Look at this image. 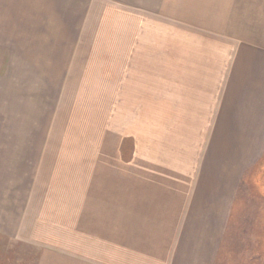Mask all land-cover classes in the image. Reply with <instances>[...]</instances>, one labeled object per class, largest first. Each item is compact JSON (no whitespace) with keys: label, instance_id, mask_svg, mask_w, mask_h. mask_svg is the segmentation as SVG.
I'll use <instances>...</instances> for the list:
<instances>
[{"label":"crops","instance_id":"obj_1","mask_svg":"<svg viewBox=\"0 0 264 264\" xmlns=\"http://www.w3.org/2000/svg\"><path fill=\"white\" fill-rule=\"evenodd\" d=\"M115 2H128L130 8L137 2L142 8L149 3L0 0V239L3 241H31L32 237L27 236L29 229L34 231L40 224L53 222L54 215L42 214L30 222L27 213L32 203H43L45 199L38 177L49 157L66 163L68 172L72 168L78 175L86 171L85 162L91 158L82 151L84 138L91 131L89 125H85L88 130L84 133V128L79 127L83 129L78 133L82 141L75 142L73 138L67 142L69 137L55 139L54 152H48L60 118L67 119L69 114L70 121L72 117L82 119L80 112L85 105L92 110L91 98L97 95L102 94L100 104L104 109V98L112 97L111 104L123 111L124 98L136 96L134 88L132 93L127 92L136 58H128L129 50L125 63L132 67L126 69V76H121L115 87L108 89L100 83L109 77L98 80L95 76L110 62L108 53L113 41H118L116 36L124 43L132 24L127 14L118 17L120 23L116 24L113 14L126 9L129 13L133 11ZM132 31L130 46L137 54L140 45L135 38L139 30L132 28ZM250 33L248 29L243 41L221 58V80L217 52L212 53L215 59L206 62L197 56L196 46L191 45L179 51L178 62H173L169 71L158 74L162 84L150 90L154 97L162 96L163 107L174 114L166 127L171 134H177L175 129L178 133L186 129V134L195 130L181 141L185 148L180 157L186 163L184 170L178 171L175 164L171 169V160L177 163V159L172 158L170 148L160 156L165 157L166 170L149 165L148 162L159 157L156 154L134 150L131 168L126 170L124 179L123 171L119 173L114 168L111 174L106 168L107 146L97 154L100 168L90 172L89 176L95 174L93 178L85 176L91 178L88 185L94 192L103 185L114 187V240L130 241L126 259L123 254L114 256V262L109 259V264H217L231 220L245 223L255 208L237 196L245 183L243 179L258 196L259 209H264V195L258 192L255 181L258 168L264 170V43H250L249 39L254 38ZM214 48L217 50L218 41L214 42ZM117 57L112 56L114 60ZM175 64L178 68L172 67ZM103 74L107 76L108 70ZM175 76L183 86L176 90L166 88L163 83L170 78L176 80ZM114 78L108 81L112 83ZM152 79H156L154 74ZM185 80L187 88L183 89ZM122 110L115 112L116 122ZM177 115L179 122L172 125ZM181 134L185 136L184 131ZM112 135L104 133V142L111 143ZM162 142H166L165 138ZM51 166L55 172L63 167L60 163ZM107 174L114 176L113 183H106L108 178L102 182ZM67 176L66 173L61 177ZM127 184L130 196L124 197L121 193ZM83 186L78 185L80 189ZM45 208H50V204ZM86 214L77 220H66L71 226L77 222L79 231L73 236L67 229V241H73L71 246L66 244L64 249L68 252L64 250L61 257L67 258V264H107L108 258L93 256L81 243L88 235L86 225L90 224ZM255 224H264V216ZM98 235L100 241L107 239L102 233ZM114 247L123 249L122 244L115 243ZM46 249L43 245L34 249L39 251L34 257L36 260L40 257V264L44 262ZM80 249L82 254L76 253ZM92 256L94 261L90 263Z\"/></svg>","mask_w":264,"mask_h":264},{"label":"rangeland","instance_id":"obj_2","mask_svg":"<svg viewBox=\"0 0 264 264\" xmlns=\"http://www.w3.org/2000/svg\"><path fill=\"white\" fill-rule=\"evenodd\" d=\"M104 1L114 2L115 0ZM148 1L149 3H145L143 8L140 2H137L133 8L127 6L128 2H115V4L128 7L133 11V13H129L127 12L128 9H126L118 12V14H113L117 25L120 23L117 19L118 17L125 14L131 16L130 20L132 24L130 25L129 35L126 36L124 43L123 40L119 41L120 38L116 36L118 41H113V46L108 53L110 62L107 67L103 68L98 74H95L98 80L102 78H106L107 80L108 77H115L112 83L108 81L109 78L107 81L100 82L105 84V88L112 85L115 87L119 78L126 76V69L130 70L132 67V65L127 66V63H125L127 51L129 50L130 55L128 58L133 60L136 58L133 64V72L129 75L133 77L129 81V85L131 82L132 86L130 85L127 88V92L132 93V88H134L135 92L133 90V93L136 96L133 99L130 97L124 98V111L122 108H118L123 112L121 111L117 122L114 119V114L116 111L118 113V109L111 104L113 101L112 97L104 98L106 100V107L104 109L102 104H100L101 99H103L101 98L102 94L91 98L92 110L89 107L87 109L85 105L84 111L80 112V114H83L82 119L72 117V121H70L68 119L69 114H63L67 115V119L65 117L60 118L59 127L53 130L50 144L48 145L50 151L48 152H54L53 149L56 147L54 144L55 139L61 140L69 137L67 138V142L73 141V138L75 142L77 140L82 141V136H78V133H82L83 129L79 127L84 128V133L88 130L85 128V125H89L91 131L88 130L89 134L84 138L85 146L82 151L89 154L91 158L90 161L85 162L86 171L82 175H78L79 173L72 168L70 171L74 173L72 175L66 171V163L54 161L52 157L47 159L44 171L38 177L40 187L43 186V190H45L43 192L45 199L43 203L39 201L32 203L27 213L30 222L34 221V218L39 214H42V216L54 215V220L49 224H40L34 231L29 229L27 236L32 237L33 240L31 241H3L0 239V264H40V257L37 260L34 257L37 256L39 251L34 249H38L42 245L48 248L43 258V264H67V258L61 257V254L67 251L64 249L66 244L71 246L73 241V239L67 241L69 239L67 229L69 228L70 233L74 236L76 231H79V227L77 222L71 226L66 223V220H77V218L84 213L86 214V212H88L90 224L86 225L88 229L86 233L88 235L81 242L86 246V250L91 251L94 254L93 256L97 258L98 255H104L108 258L107 264H109V259L113 263L114 256H122L121 254H123L122 258L126 259L125 256L129 253L128 246L130 241L120 242L119 240H114L116 232L113 224L115 216L114 187L103 185L94 192L88 185L91 183L88 181L91 179L89 177L93 178L95 175L91 174L92 176H89L90 172L99 170L100 168L99 157H96L97 154L104 151V145L107 146V153H104L108 154L105 160V162L107 161L106 168L110 169L109 172L111 174H114V168L119 173L123 171L124 179L126 170L131 168V154L134 150L139 151L140 154H156L159 157H156L157 160L148 162L149 165H152V168L166 170L165 157L160 156H164V152H168L170 148L171 153H174L172 158L176 157L177 159V163L171 160V169L175 164L178 171L180 169L184 170L186 163L180 157L185 152V148L181 145V141L190 133L193 134L195 130L190 129L188 130V134H186V129L180 130L179 133L175 129L173 130L174 134H177L173 135L166 128L169 120H171L170 116L173 118L174 114L168 111L169 108L163 107L162 96L154 97L150 92L158 83L162 84V81L159 82L157 79L158 74L169 71L171 64L175 61L178 62L179 51L181 52L184 47L192 45V48L196 46L197 56L202 57V60H206V62L214 57L212 53L217 52L221 63L219 66V70H221L219 77L221 80L223 77L221 58L226 57L227 51L229 54L230 48H233L235 44L243 41V35H246L245 32L248 29L252 32L250 35L254 37L249 39L250 43H264V0ZM106 25H109L108 20L106 21ZM132 28L133 30H139L136 38L134 37L135 39H139L140 47L137 54L135 53L136 49L130 46L133 40ZM114 33L117 34V31ZM244 40L248 41L247 39ZM216 41H218L217 50L214 48V42ZM113 55L118 57L114 60L112 58ZM175 58L177 59L175 60ZM176 65H172V67L178 68ZM136 68L138 73H136ZM106 69L108 70L107 76L103 74ZM152 74L155 75L156 79H152ZM187 75L188 73H186V78ZM134 77L137 80H134ZM173 82H175L174 87ZM184 83L185 87L183 89H186V80ZM163 84L171 90L174 88L176 90L179 86H183L177 78L176 80L167 79ZM64 109H66V105H64ZM176 120V122H172V119L171 124L174 125L179 122L178 115ZM182 131L185 132V136H183L184 133L181 134ZM110 132L114 135H112V142L107 144L104 142L102 136L104 133H106V136H109ZM164 138L166 142H162V145L161 141ZM154 140L156 141L154 142ZM55 163H60L63 166L60 170L64 171L59 170L55 172L51 166ZM86 172L87 175H85ZM66 173L68 174L67 177H61L66 175ZM77 175L79 177H76ZM112 177L114 176L107 174L102 182H105L108 178L106 183H113L114 178ZM83 178L85 180L84 184H82ZM79 181L81 187L84 185L81 189L78 187ZM243 181L245 183L240 187V192L237 196L241 200L251 202L250 204L255 206V208L251 210V218L245 219V223L241 222L242 220H231L232 223L228 226L226 239L223 241V249L220 251V258L217 264H264V224H255L260 219L262 220L264 209H259L256 203L258 196L252 188H249L245 179ZM255 181L258 192L260 191L259 193L264 195V170L259 171L258 168ZM85 184L87 185L85 186ZM47 188L48 191H46ZM122 194L124 197L130 196L129 184L124 185ZM46 204H50V208L46 209ZM41 205L43 206L42 209H40ZM85 217H87V214ZM99 220L100 225L98 224ZM99 233L104 234L107 239L100 241ZM115 243L118 245L122 244L123 249L117 248V251L114 247ZM155 243L157 244V241ZM34 244H36V247ZM67 248L69 247L67 246ZM76 253L82 254L81 249ZM93 256L89 260L90 263L94 261ZM77 257L81 258L80 255Z\"/></svg>","mask_w":264,"mask_h":264}]
</instances>
